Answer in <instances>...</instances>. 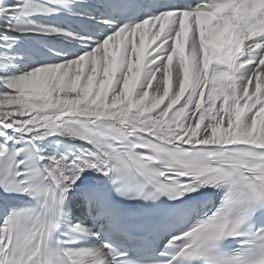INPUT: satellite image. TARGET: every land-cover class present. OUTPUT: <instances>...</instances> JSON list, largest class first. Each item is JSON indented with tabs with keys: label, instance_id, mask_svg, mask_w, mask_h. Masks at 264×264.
<instances>
[{
	"label": "snow or ice",
	"instance_id": "snow-or-ice-1",
	"mask_svg": "<svg viewBox=\"0 0 264 264\" xmlns=\"http://www.w3.org/2000/svg\"><path fill=\"white\" fill-rule=\"evenodd\" d=\"M0 264H264V0H0Z\"/></svg>",
	"mask_w": 264,
	"mask_h": 264
}]
</instances>
